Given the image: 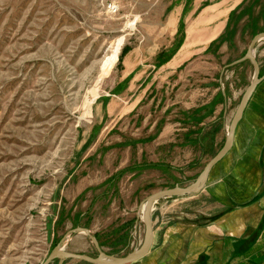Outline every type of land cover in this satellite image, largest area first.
<instances>
[{
    "label": "rangeland",
    "instance_id": "obj_1",
    "mask_svg": "<svg viewBox=\"0 0 264 264\" xmlns=\"http://www.w3.org/2000/svg\"><path fill=\"white\" fill-rule=\"evenodd\" d=\"M169 2L0 0V264H42L58 245L96 257L89 235L107 255L131 253L143 240L139 210L145 198L189 185L222 147L256 73L250 60L232 63L264 33V0L242 3L207 64L158 78L157 99L130 111L122 96L112 97L123 46L168 42L167 32L158 35ZM221 29L217 25L200 42ZM262 54L264 40L255 46L261 77ZM193 69L200 75L194 83L187 78ZM222 91L225 123L216 117L210 128H191L208 116L187 108V93L206 98ZM222 101L219 95L207 112ZM224 173L222 182L231 171ZM211 186L159 200L154 232L179 221L206 224L219 211L235 209L233 202L219 203ZM77 227L89 235L71 232Z\"/></svg>",
    "mask_w": 264,
    "mask_h": 264
},
{
    "label": "crops",
    "instance_id": "obj_2",
    "mask_svg": "<svg viewBox=\"0 0 264 264\" xmlns=\"http://www.w3.org/2000/svg\"><path fill=\"white\" fill-rule=\"evenodd\" d=\"M244 1L170 0L158 35L167 32L168 42L155 39L153 46L141 41L125 44L112 97L120 100L122 96L125 105L129 104L133 111L140 103L157 99L158 78L170 77L183 67L207 64L212 48L224 37L232 16ZM219 24H222L221 31L207 43H201L203 38L213 36ZM195 70L187 77L192 83L200 79ZM216 93L206 98L187 93L182 99L187 108L201 110L199 117L208 116L191 128H210L216 117L225 123L229 112L227 95L224 91ZM219 95L223 98L217 105L220 108L215 106L208 113L210 102H215ZM113 98L107 101L113 103ZM188 102L191 104L187 105ZM221 161L211 169L206 186L212 184L210 193L217 201L223 205L233 202L235 209L229 213L224 209L219 211L206 224L179 221L161 226L159 235L153 230L148 253L130 264H264V79L248 101L232 147ZM227 170L231 173L222 182ZM212 175L217 180L211 181ZM250 230L253 231L250 233Z\"/></svg>",
    "mask_w": 264,
    "mask_h": 264
},
{
    "label": "water",
    "instance_id": "obj_3",
    "mask_svg": "<svg viewBox=\"0 0 264 264\" xmlns=\"http://www.w3.org/2000/svg\"><path fill=\"white\" fill-rule=\"evenodd\" d=\"M264 40V33H260L252 40L250 47H248L246 53L244 56L238 61L243 60H250L253 62L255 66V76L243 92L239 103L234 111L233 117L230 121V124L227 129L226 137L224 140V143L222 147L216 152V154L205 164L201 172L198 174V176L195 178V180L186 186H179L175 185L171 188L163 189L160 191H157L155 193L150 194L145 198L144 204H143V211H142V223L144 227V236L141 244L137 249L132 251L131 253L125 255V256H113V255H107L105 254L101 248L98 245V242L96 238L93 235H89V230L86 228H80L77 227L75 230L71 232H78V233H85L89 235V238L93 242L96 250H97V256L91 257L86 254H78V253H72L65 250L64 245H58L55 246L46 259L42 262V264H50L52 261L57 260V264H63V262L67 259H76L80 260L89 264H130L133 263L140 258L144 257L148 251L151 248L152 242H153V210L154 205L162 199H168V198H180L185 196H192L200 191H202L205 186L206 182L208 180L209 173L211 169L219 162L221 161L225 155L230 151L233 139L235 135V130L237 127V124L239 123L240 119L242 118L243 111L248 103L250 101L251 97L253 96L254 92L256 91L258 85L263 81L264 76H260V65L256 60L255 56V46L257 43ZM236 63V62H235ZM232 63V64H235ZM66 240L63 242L66 244Z\"/></svg>",
    "mask_w": 264,
    "mask_h": 264
},
{
    "label": "bare ground",
    "instance_id": "obj_4",
    "mask_svg": "<svg viewBox=\"0 0 264 264\" xmlns=\"http://www.w3.org/2000/svg\"><path fill=\"white\" fill-rule=\"evenodd\" d=\"M142 211H143V205L141 206L140 210H139V216L140 218L142 217ZM63 246V245H62Z\"/></svg>",
    "mask_w": 264,
    "mask_h": 264
}]
</instances>
